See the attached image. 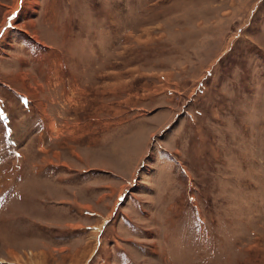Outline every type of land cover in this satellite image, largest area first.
<instances>
[{
    "label": "rangeland",
    "instance_id": "1",
    "mask_svg": "<svg viewBox=\"0 0 264 264\" xmlns=\"http://www.w3.org/2000/svg\"><path fill=\"white\" fill-rule=\"evenodd\" d=\"M0 264H264V0H0Z\"/></svg>",
    "mask_w": 264,
    "mask_h": 264
}]
</instances>
